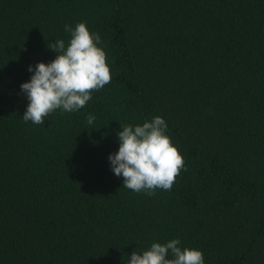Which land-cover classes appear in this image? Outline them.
<instances>
[{"label":"trees","instance_id":"16d2710c","mask_svg":"<svg viewBox=\"0 0 264 264\" xmlns=\"http://www.w3.org/2000/svg\"><path fill=\"white\" fill-rule=\"evenodd\" d=\"M80 22L111 81L24 122L28 66ZM155 116L186 170L149 196L108 156ZM171 239L204 264H264V0H0V264H128Z\"/></svg>","mask_w":264,"mask_h":264},{"label":"clouds","instance_id":"9594fccd","mask_svg":"<svg viewBox=\"0 0 264 264\" xmlns=\"http://www.w3.org/2000/svg\"><path fill=\"white\" fill-rule=\"evenodd\" d=\"M64 31L70 34L67 44L63 39L47 44L55 59L29 65L32 75L20 84L28 101L22 116L26 123L44 125L57 110L79 111L92 99L93 91L102 90L112 79L100 35L90 32L84 22L75 27L66 24ZM86 119L92 125L96 117L89 114ZM121 129L118 150L109 154L108 161L113 174L123 177L122 186L149 196L157 190L170 191L186 164L171 142L165 119L155 116ZM128 257V264H204L202 251L181 247L179 239L153 242L147 250H133Z\"/></svg>","mask_w":264,"mask_h":264}]
</instances>
